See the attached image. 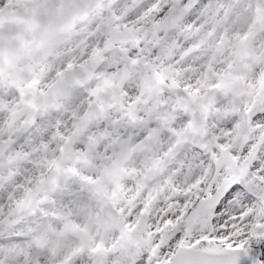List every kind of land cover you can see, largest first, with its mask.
<instances>
[{
  "label": "snow or ice",
  "instance_id": "6c2138e0",
  "mask_svg": "<svg viewBox=\"0 0 264 264\" xmlns=\"http://www.w3.org/2000/svg\"><path fill=\"white\" fill-rule=\"evenodd\" d=\"M0 264H264V0H0Z\"/></svg>",
  "mask_w": 264,
  "mask_h": 264
}]
</instances>
